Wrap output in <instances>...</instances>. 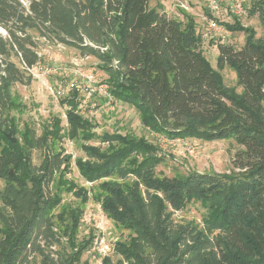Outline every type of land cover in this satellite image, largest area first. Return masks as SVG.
I'll return each mask as SVG.
<instances>
[{
	"label": "trees",
	"instance_id": "16d2710c",
	"mask_svg": "<svg viewBox=\"0 0 264 264\" xmlns=\"http://www.w3.org/2000/svg\"><path fill=\"white\" fill-rule=\"evenodd\" d=\"M183 12L184 20L171 18L150 0H0L7 33H0V264H32L33 255L41 264H77L75 253L59 250L52 221V187L70 166L49 144L60 121L37 136L30 125L19 131L13 113V88L29 85V71L41 61L34 34L97 59L108 95L137 109L152 133L233 140L242 148L233 161L239 172L161 175L157 146L144 136L98 134L80 115V90L72 88L62 99L78 108L67 111L70 138L81 131L84 141L106 145L85 146L78 167L89 182L107 180L105 212L130 232L118 244L121 258L106 264H264V37L237 17L235 25L223 24L246 35L239 49L218 45V66L237 71L238 92L212 68L194 17ZM249 13L264 28V0H251ZM8 134H21L25 145ZM35 149L45 151L36 166ZM195 202L206 210L202 222L174 218Z\"/></svg>",
	"mask_w": 264,
	"mask_h": 264
},
{
	"label": "rangeland",
	"instance_id": "374dc122",
	"mask_svg": "<svg viewBox=\"0 0 264 264\" xmlns=\"http://www.w3.org/2000/svg\"><path fill=\"white\" fill-rule=\"evenodd\" d=\"M250 1L244 0L247 15L237 19L241 25L254 28L257 32L256 37L262 38L264 28L258 16L250 15ZM150 2L153 7L161 4L169 17L179 20L185 19L183 15L185 9L181 4L187 5L189 10L185 11L196 21L204 56L227 87L236 88L241 92L237 71L228 65L218 66L220 43L239 49L246 40L244 33L231 32L223 25H235L237 22L229 11L228 2H223L221 11L216 14L221 26V30L217 32L211 31L207 22L203 20V16H208L207 13H210L207 0H150ZM0 33L7 34L1 27ZM34 35L40 41L38 51L41 61L29 71L33 76L29 85L16 84L13 88L15 101L19 105L13 113L19 131L30 125L37 136L49 132V128L52 127H48V124L54 118L60 121L57 130L53 126L58 132L50 136L49 144L54 152L70 157V166L66 172L59 173L58 181L52 187V194L58 200L57 206L52 211V221L61 237L59 250L75 253L77 264H106L108 261H118L121 258L118 244L128 240L130 232L121 228L105 212L106 193L103 183L107 180L89 182L78 167L77 161L86 159L85 146L100 144L105 147L106 145L98 140L84 141L81 131L78 138H70L71 126L67 120V111L75 109L77 113L78 108L63 103L62 99L69 96L72 88L80 90V115L96 125L95 131L98 134L119 131L122 134L144 136L157 146L164 158V163L157 168L161 175L174 177L186 175L191 171L226 175H230L234 170L239 172L234 168L233 161L236 153L242 148L235 141L169 139L152 133L143 126L137 109L108 97V77L101 71L102 64L97 59L82 56L71 47ZM16 138L22 146L25 145L21 134ZM44 155V149L33 150L32 164L40 165ZM3 186L4 182L0 180V188ZM205 213L206 210L201 204L195 202L184 210L175 212L174 218L182 222L200 223ZM101 239L106 244V254H100L97 250V243ZM32 264H41V258L33 255Z\"/></svg>",
	"mask_w": 264,
	"mask_h": 264
},
{
	"label": "built area",
	"instance_id": "2783aa9c",
	"mask_svg": "<svg viewBox=\"0 0 264 264\" xmlns=\"http://www.w3.org/2000/svg\"><path fill=\"white\" fill-rule=\"evenodd\" d=\"M223 2H228L229 11L232 13L233 16L243 17L247 15V10L245 9L244 0H207L208 10L213 17L203 16V20L207 22L208 27L211 31L217 32L221 30V26L217 21L216 14H218L221 11V4ZM181 7L184 8L185 10H189V7L184 3L181 4ZM108 97L111 98L109 95ZM97 246H98L97 250L100 254L107 253L106 244L105 242H103V239H101L97 243Z\"/></svg>",
	"mask_w": 264,
	"mask_h": 264
},
{
	"label": "water",
	"instance_id": "95a60500",
	"mask_svg": "<svg viewBox=\"0 0 264 264\" xmlns=\"http://www.w3.org/2000/svg\"><path fill=\"white\" fill-rule=\"evenodd\" d=\"M8 138H9L12 142H16V141H17V138L14 137L12 134H8ZM11 175H12V172H11Z\"/></svg>",
	"mask_w": 264,
	"mask_h": 264
}]
</instances>
